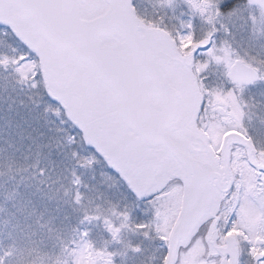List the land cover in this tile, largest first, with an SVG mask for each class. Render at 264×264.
<instances>
[{"label": "snow or ice", "instance_id": "obj_1", "mask_svg": "<svg viewBox=\"0 0 264 264\" xmlns=\"http://www.w3.org/2000/svg\"><path fill=\"white\" fill-rule=\"evenodd\" d=\"M0 264H264V0H0Z\"/></svg>", "mask_w": 264, "mask_h": 264}]
</instances>
